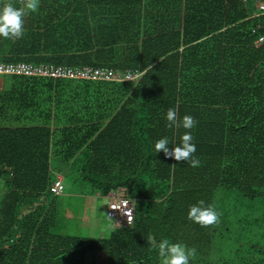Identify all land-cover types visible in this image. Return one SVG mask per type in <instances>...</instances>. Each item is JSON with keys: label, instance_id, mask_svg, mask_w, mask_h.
Wrapping results in <instances>:
<instances>
[{"label": "trees", "instance_id": "1", "mask_svg": "<svg viewBox=\"0 0 264 264\" xmlns=\"http://www.w3.org/2000/svg\"><path fill=\"white\" fill-rule=\"evenodd\" d=\"M258 1L39 0L36 12L25 10L24 35L0 37V60L142 73L129 82L9 75L0 87V264H98L101 255L104 264H160L164 239L195 249L189 264H264V247L232 244L225 228L235 199L264 197ZM169 107L197 121L199 167L155 152L158 139L171 149L189 131L166 126ZM117 191L133 205L130 225L108 216ZM96 196L112 226L100 220L91 235L85 211L78 221L88 233L69 234L75 198ZM200 200L218 224L188 219ZM248 246L258 257L243 255Z\"/></svg>", "mask_w": 264, "mask_h": 264}, {"label": "clouds", "instance_id": "2", "mask_svg": "<svg viewBox=\"0 0 264 264\" xmlns=\"http://www.w3.org/2000/svg\"><path fill=\"white\" fill-rule=\"evenodd\" d=\"M20 3L23 4V7L17 8L11 0H0V37L6 40L15 41L23 37L25 10L36 12L39 6V0H20ZM177 117L176 108L169 107L166 113V120L168 122L166 126L169 129L182 127L189 131H185L180 136V143L173 144L175 147L171 149L169 148V144L172 143H170L167 137L158 139L154 146L155 152L159 153L163 151L165 157L174 159L177 163L186 162L190 167H199L201 161L194 156L196 145L192 142L193 136L190 131L196 126L197 121L193 116L188 114L184 115L182 119H178ZM187 215L188 219L194 223L202 227H210L219 223L220 214L215 210L213 205L205 206V201L200 200L197 204L190 206ZM129 220H131L130 216ZM116 225L122 224L116 223ZM147 240L150 244H154L151 236L147 237ZM158 255L161 258V264H189L190 258L195 259L196 253L195 249H190L186 245L170 243L168 239H164L158 244Z\"/></svg>", "mask_w": 264, "mask_h": 264}, {"label": "rangeland", "instance_id": "3", "mask_svg": "<svg viewBox=\"0 0 264 264\" xmlns=\"http://www.w3.org/2000/svg\"><path fill=\"white\" fill-rule=\"evenodd\" d=\"M0 76L4 78V84H2L3 87L11 84V79L7 73L0 74ZM67 183L68 181L66 180L64 192L69 190ZM216 194L224 196L227 194V192L225 189L221 188L216 192ZM67 203L68 199L62 197V202H60L59 205L64 210V216H66L65 207H69ZM106 203L107 202L105 198H98L97 196L92 202L87 200V203L85 199L76 197L72 203L71 209L68 211L69 216L72 219H68L65 229L69 234H87L88 232H84L81 226H79L78 221L79 219L82 221L81 215H83L82 212L85 211L92 214V216L88 218L90 221L89 226L91 229V235H95L96 231H98L97 227H100L101 221L104 223V225L106 224L108 226H112V220L108 221L106 219ZM233 205L236 206V210L230 212L228 218L230 222L225 226V228L228 229V233L231 234L230 238H232V240L230 243L237 244L239 240H242L239 242V244L243 243L242 246H259L257 249L259 252V249L264 247V197L256 198L254 200L238 198L234 200ZM221 209L222 207H220V210ZM244 251L245 253H243V255H245V257L250 260L258 257L259 255L257 252L252 250L251 246H248ZM104 263L105 256L101 255L98 264Z\"/></svg>", "mask_w": 264, "mask_h": 264}, {"label": "built area", "instance_id": "4", "mask_svg": "<svg viewBox=\"0 0 264 264\" xmlns=\"http://www.w3.org/2000/svg\"><path fill=\"white\" fill-rule=\"evenodd\" d=\"M257 9L262 13L264 11V1L257 2ZM264 35L256 40V43L261 44ZM7 73L8 75H51L54 77H68L79 79H98L102 81H117L129 82L138 80L142 71L134 69H119L107 66H91L84 65L76 66H54L52 63L39 62L37 65H31L28 62L17 61L8 62L0 60V74ZM61 178V176H59ZM56 190L60 188V180L56 182ZM108 216L114 218L118 224L130 225L134 218V209L130 200L124 197L119 191L109 194ZM129 216L131 220H129Z\"/></svg>", "mask_w": 264, "mask_h": 264}, {"label": "crops", "instance_id": "5", "mask_svg": "<svg viewBox=\"0 0 264 264\" xmlns=\"http://www.w3.org/2000/svg\"><path fill=\"white\" fill-rule=\"evenodd\" d=\"M2 84H4V78L0 76V86H2Z\"/></svg>", "mask_w": 264, "mask_h": 264}]
</instances>
